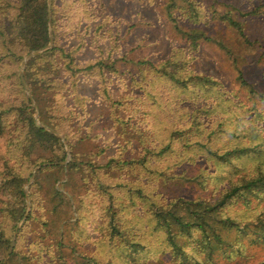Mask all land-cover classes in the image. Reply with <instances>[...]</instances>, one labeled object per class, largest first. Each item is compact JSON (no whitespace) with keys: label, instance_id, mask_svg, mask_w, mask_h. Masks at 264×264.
Masks as SVG:
<instances>
[{"label":"rangeland","instance_id":"rangeland-1","mask_svg":"<svg viewBox=\"0 0 264 264\" xmlns=\"http://www.w3.org/2000/svg\"><path fill=\"white\" fill-rule=\"evenodd\" d=\"M80 1L73 16L64 21L67 31L63 29L62 44L77 50L78 62L82 65L97 60L102 49L112 50L110 57L106 54L109 60L159 63L179 48H187L182 35L167 18L163 0ZM201 1L206 22L203 28L212 39L202 41L189 67L210 76L219 86L197 93L199 90H177L158 79L157 105L152 107L144 98L137 101V93L126 90V81L122 80L128 77L129 69H134L125 60H120L118 66L126 74L109 78L115 90L108 97L103 92L104 76L97 70L80 73L78 81L85 83L90 105L86 126L90 139L82 148L90 152L95 171L85 169L84 180L82 175L76 177L83 186L76 203L79 210L76 212L73 207L69 212L63 204L54 211L52 203L55 202L48 193L49 178L43 180V188L33 197L32 184L36 177L30 180L37 164L24 188L25 217L32 213V218L26 224L20 221L15 227L6 225L5 234L10 243L7 248L0 249V264L5 260L7 264L13 251L22 264H125L114 257L109 243L114 212L123 230L146 235L150 242L153 251L142 253L137 264H175L166 255L162 236L152 234V218L148 212L151 199L165 203L169 198L180 196L214 201L229 187L232 179L264 173V0ZM226 13L242 23L251 44L220 19ZM180 25L192 26L187 22ZM241 72L249 85L238 79ZM207 110L209 112L204 113ZM196 114L203 138L207 140L211 134L208 145L213 150L225 153L246 146L251 148V153L223 164L199 147L193 149L185 145L199 138L198 128L191 127ZM174 129L179 130L180 135L173 141L172 151L157 158L153 165L157 173L149 174L129 166L123 169L116 165L109 169L101 167L110 156L136 158L142 149L139 131L149 134L161 146ZM60 135L68 153L63 162L66 163L71 149ZM6 143V137L1 136L0 223L2 209L16 198L13 182H3ZM138 186L145 190L143 197L136 194ZM226 212L241 224L255 222L258 215L264 216V200L253 199L249 206L243 201L235 202ZM233 231L228 233L225 249L217 252L212 261H204L203 255L196 259L202 264H264V245L253 243L250 237L240 241L236 230ZM60 240L63 243L57 245Z\"/></svg>","mask_w":264,"mask_h":264},{"label":"trees","instance_id":"trees-1","mask_svg":"<svg viewBox=\"0 0 264 264\" xmlns=\"http://www.w3.org/2000/svg\"><path fill=\"white\" fill-rule=\"evenodd\" d=\"M60 1L61 3L59 0H0V137L5 136L7 142L3 182L12 181L16 192L15 200L2 209L0 249L7 248L10 243L5 234L6 225L15 227L20 221L24 220L26 224L32 218V213L25 217L27 205L24 188L37 164L48 163L39 170L32 184L33 197L43 188V180L49 178L48 193L51 201L55 202L52 203L54 211L63 204L69 212L73 211V207L76 212L79 210L76 203L81 197L83 186L76 181V177L82 175L81 179L84 180L86 170L95 171L90 152L82 148V144H87L90 139L86 129L90 105L86 99V85L78 81L79 75L97 70L105 77L106 87L103 92L108 97L115 90L110 86V76L126 74L118 66V62L125 59L109 60L106 57V54L110 57V49H102L100 57L87 65L78 62L77 50L73 46L62 44V38L64 31H67L64 21L73 16L81 1ZM163 1L165 14L185 40L187 51L179 48L159 63L152 60H125L134 71L129 69L128 77L122 80L123 83L126 81V90L137 93V101L144 98V102H149L152 107L157 105L158 79L177 90H199L197 93L219 86L210 76L197 73L189 67V63L195 58L194 52L199 49L202 41L212 39L203 28L206 22L202 1ZM49 13L53 27V46L42 54L31 57L23 70L32 101L22 82L20 69L26 55L49 45ZM220 19L249 42L240 21L228 13L223 14ZM182 22L192 26L184 28L180 25ZM238 79L249 85L242 72ZM86 84L93 87L91 83ZM208 112L209 110L204 113ZM143 113L152 115L146 111ZM37 118L67 140L71 150L70 159L66 163H63L68 158L64 141L40 126ZM197 118L196 114L191 127L195 125L198 128L199 138L189 140L185 145L193 149L199 147L205 154L223 164H230L251 153V148L246 146L225 153L213 150L208 145L211 134L207 136V140L203 138L204 132L199 129L201 123ZM139 133L142 149L136 158L127 160L110 156L101 167L109 169L116 165L118 169H123L129 166L138 167L149 174L157 173V168L154 170L153 165L158 157L162 158L172 151L173 141L180 135V131L171 130L161 146L149 134ZM136 191L139 197L144 196L142 186H138ZM253 199L264 200L262 172L241 176L238 180L232 179L229 187L214 201L190 200L180 196L169 198L165 203L151 199L148 212L152 218V234L157 236L159 233L162 236L166 255L175 264H202V261L196 259L202 255L205 256L204 261H212L217 252L225 249L228 233L234 232L233 230H236L240 241L250 237L253 243L264 245V216L258 215L255 222L241 224L226 212V208L235 202L243 201L249 206ZM115 216L114 212L109 234L113 255L125 264H137L142 253L153 251L150 242L146 235L123 230ZM62 243L60 240L57 245ZM17 258V253L13 251L7 264H22Z\"/></svg>","mask_w":264,"mask_h":264},{"label":"water","instance_id":"water-1","mask_svg":"<svg viewBox=\"0 0 264 264\" xmlns=\"http://www.w3.org/2000/svg\"><path fill=\"white\" fill-rule=\"evenodd\" d=\"M49 18H50V20H49V36H50V43H49V45H48L46 48H43V49H40V50L32 51V52H30L28 55H26V56L24 57V59H23L22 66H21V70H20V75H21L22 82H23V84H24V86H25V88H26V90H27V92H28V94H29V97L31 98L32 101H33L32 96H31V94H30V92H29V88H28V86H27V84H26V82H25L24 76H23V70H24V67H25L27 61H28L31 57H34V56L40 55V54H42L45 50H47L48 48H51V47L53 46V39H54V36H53V28H52V23H51V13H49ZM38 123L40 124V126L46 128L48 131L54 133L56 136H58V137H60L62 140H64V139L62 138V136H61L58 132H56L55 130H53V129L49 128L48 126L44 125L40 120H38ZM47 165H48V163L39 164V165L35 168V170L33 171V174H32V176H31V180H30V181H32V180L36 177V174H37V172H38V170H39L40 168H42V167H44V166H47ZM26 194H27V202H29V197H28V193H27V191H26ZM13 246H14V242H13V244H12L10 250H9V253L12 251ZM5 262H6V260H5ZM5 262H4V264H5Z\"/></svg>","mask_w":264,"mask_h":264}]
</instances>
